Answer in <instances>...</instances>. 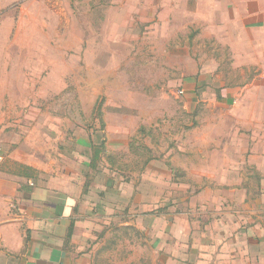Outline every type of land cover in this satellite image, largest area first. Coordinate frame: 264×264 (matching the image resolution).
Segmentation results:
<instances>
[{
  "label": "rangeland",
  "instance_id": "obj_1",
  "mask_svg": "<svg viewBox=\"0 0 264 264\" xmlns=\"http://www.w3.org/2000/svg\"><path fill=\"white\" fill-rule=\"evenodd\" d=\"M167 1L0 0V166L99 196L96 264H200L264 230V94H222Z\"/></svg>",
  "mask_w": 264,
  "mask_h": 264
},
{
  "label": "crops",
  "instance_id": "obj_2",
  "mask_svg": "<svg viewBox=\"0 0 264 264\" xmlns=\"http://www.w3.org/2000/svg\"><path fill=\"white\" fill-rule=\"evenodd\" d=\"M167 7L174 28L200 32L208 47L207 77L234 79L220 87L222 94H264V0H168ZM33 171L27 164L0 166V264H96L100 235L92 229L100 222L94 211L102 206L99 196L89 212L93 193L85 182L77 191L67 183L33 189ZM95 192L113 196L105 186ZM226 234L217 246L200 247V264H264V230H235L231 239ZM188 250L198 253L193 241Z\"/></svg>",
  "mask_w": 264,
  "mask_h": 264
},
{
  "label": "trees",
  "instance_id": "obj_3",
  "mask_svg": "<svg viewBox=\"0 0 264 264\" xmlns=\"http://www.w3.org/2000/svg\"><path fill=\"white\" fill-rule=\"evenodd\" d=\"M92 145V150H93V154L91 157V169H93L94 171L97 170L98 168V164L101 161V154L103 153L104 150H102L99 146L94 145V143L91 144ZM150 158L147 159L145 164H148L150 162ZM35 177V172L33 171V178Z\"/></svg>",
  "mask_w": 264,
  "mask_h": 264
}]
</instances>
